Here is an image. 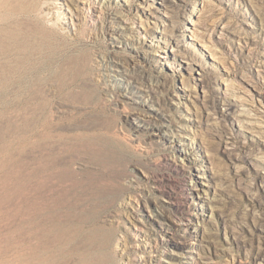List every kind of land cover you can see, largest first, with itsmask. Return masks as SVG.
Segmentation results:
<instances>
[{
	"label": "rangeland",
	"instance_id": "1",
	"mask_svg": "<svg viewBox=\"0 0 264 264\" xmlns=\"http://www.w3.org/2000/svg\"><path fill=\"white\" fill-rule=\"evenodd\" d=\"M57 6L75 28L39 18ZM45 131L94 230L29 253L18 196L0 264H264V0H0L1 172L39 166Z\"/></svg>",
	"mask_w": 264,
	"mask_h": 264
},
{
	"label": "bare ground",
	"instance_id": "2",
	"mask_svg": "<svg viewBox=\"0 0 264 264\" xmlns=\"http://www.w3.org/2000/svg\"><path fill=\"white\" fill-rule=\"evenodd\" d=\"M56 8L55 18L50 19V14L44 10L39 12V18L54 25L66 18L75 28V15L72 9L65 10L63 6H57ZM115 14L117 15V13ZM113 38L117 41L119 39L115 36ZM111 67L116 70L119 69L118 65ZM116 77L117 75L114 78ZM132 87L135 86L131 85L128 89ZM151 120L149 121L151 123L146 125L154 128L157 134L159 132L169 141H183L181 140V137H183L181 128L175 129L171 122L167 123L165 120L153 122ZM43 140V158L39 166L32 167L26 173H22L18 168L7 174L0 170V186L10 192H4L0 189V217L5 218L9 214L5 204L11 203L18 196L24 197L23 205L15 210L17 215L23 217V221L17 224L14 223L10 232L13 234L25 233L27 242L24 247L29 249V253H34L36 250H41V248H50L52 246L50 245L51 242L62 246L73 239L72 237L75 234L79 236L89 232L92 233L94 228L91 227L97 220V211L95 205L91 202L90 192L84 188L81 181L74 179V171L64 160L63 147L60 144L52 143L51 131L44 132ZM171 164L177 171L183 168L181 165L173 163V161ZM188 189L187 186L184 188L183 198L177 201L176 204L187 202L189 199ZM198 195H200L199 192ZM72 196L74 199H71ZM169 201L174 203L172 199H169ZM158 214H162L159 209L156 210V215ZM181 217L182 221L187 218L184 215ZM1 218L0 228L2 225ZM88 226L90 229H88ZM11 244L13 245V243ZM41 251L43 252V250Z\"/></svg>",
	"mask_w": 264,
	"mask_h": 264
}]
</instances>
